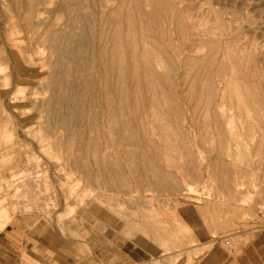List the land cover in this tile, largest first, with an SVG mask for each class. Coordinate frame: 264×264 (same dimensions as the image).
Masks as SVG:
<instances>
[{"label":"rangeland","instance_id":"1","mask_svg":"<svg viewBox=\"0 0 264 264\" xmlns=\"http://www.w3.org/2000/svg\"><path fill=\"white\" fill-rule=\"evenodd\" d=\"M106 1L86 0V29L64 0H0V236L26 264H264V0H144L157 21H136L140 49L166 85L133 108L114 93L132 142L108 122L100 71L61 86L70 61L50 48L60 27L96 36Z\"/></svg>","mask_w":264,"mask_h":264},{"label":"bare ground","instance_id":"2","mask_svg":"<svg viewBox=\"0 0 264 264\" xmlns=\"http://www.w3.org/2000/svg\"><path fill=\"white\" fill-rule=\"evenodd\" d=\"M48 4L49 3H53L55 0H47ZM65 2H62L59 5V8L57 10L58 11H65L70 7L71 10L73 11L72 13L76 15V19L79 22H81L86 29H92V25H95V23H93V21L88 19V12L86 10L87 5H86V0H64ZM88 1V0H87ZM159 1V0H158ZM113 3L112 0H107L106 1V5H104L103 7L106 9L109 7V5H111ZM155 3V1H154ZM161 3V1H160ZM46 4V3H45ZM158 4V3H157ZM5 5V4H4ZM47 5V4H46ZM160 5V4H159ZM154 6V5H153ZM46 7V6H45ZM102 7V8H103ZM115 8H113V10L111 11V13L107 16V18L104 19V24L99 25V26H95L97 29V33L96 36H94L93 34L87 36L83 35V33L81 35H78L75 33H72L69 31L68 28H66L64 26V28H58L59 30L57 32H54L53 37H52V41H54V43H51L50 48L54 50L55 53H60L61 51H63V54H61L60 56L62 57H66L69 61H70V65H68V67H66L65 70H62L60 72H57L56 74V78H58L59 83L61 84V86L63 85L65 87L66 84H68L69 86L72 85V82H68L67 81V77L68 75L71 73V71L73 73H79V74H84L86 71V66L89 64H93L94 69L96 70V68L98 69V71H100L99 73H101V79H100V85L105 87L104 88V106H106L107 109V114H108V122L111 124V127L113 128V130L115 129V133H116V129L117 131L118 128H121L122 123L124 126V134H122V138L126 139L127 141H133L134 137H136L135 131L136 128L133 127V129H131L132 127L130 126V124H128L126 119V115L124 114V118H120V116L117 113V110L114 107V103H115V94L117 93L119 95V92H122L124 94V98H120L118 100H120V102H122L123 104L129 105L131 102V104L133 105V99H132V93L135 94V96L137 95H142L141 93H143L144 91H148L149 88L151 90V87L147 88V90L143 89L144 87H146V84H149L148 86L152 85L154 86V88L157 86H159V84H163L166 82H163L160 79V77L158 76L161 75L160 73L162 72V63L158 60L157 64L155 65V67L151 64L150 62V58L149 55L147 53L146 50L140 49L141 45L142 46H147V44H149L151 41V38L149 39L148 37H146L147 35H143V33L145 32H141L142 34L139 35L137 34V29H136V21L139 20L140 24L141 23V18L143 15H147L150 16L148 17L149 19L153 20V24L156 23L157 20H155L153 13H149L144 11V8L146 7V2L144 0H119L118 3L116 4V6H114ZM57 8V7H56ZM69 8V9H70ZM101 8V9H102ZM103 8V9H104ZM53 9V8H51ZM146 10V9H145ZM150 11H153L150 10ZM51 12V11H50ZM53 12V11H52ZM51 12V13H52ZM61 12V13H62ZM93 13V12H92ZM54 14V12L52 13ZM90 15V14H89ZM71 17H73L72 15H70ZM146 16V17H147ZM70 18V17H69ZM68 18V20H69ZM94 18V17H93ZM147 18V19H148ZM92 19V18H91ZM146 19V18H145ZM148 19V20H149ZM157 19V18H156ZM73 20V21H74ZM143 20V19H142ZM171 20V19H170ZM151 21V20H150ZM182 21V20H181ZM180 21V22H181ZM71 22V21H70ZM147 22V21H146ZM172 22V21H171ZM179 22V23H180ZM68 23V22H67ZM74 23V22H73ZM152 23V21H151ZM174 23V22H173ZM182 23H184L182 21ZM3 24V23H2ZM98 24V23H97ZM100 24H101V20H100ZM181 24V23H180ZM185 24V23H184ZM67 25V24H66ZM171 25V24H170ZM179 25V24H178ZM182 25V24H181ZM63 26V25H62ZM109 26V27H108ZM146 25H144V29ZM158 26V24H157ZM237 26V25H236ZM35 27V26H34ZM138 27V26H137ZM142 27V26H141ZM148 27V26H147ZM171 27V26H170ZM183 29V26H181ZM159 28V27H157ZM168 28V25H167ZM28 30V29H27ZM77 30V29H76ZM85 30V29H84ZM143 30V29H142ZM146 30V29H145ZM144 30V31H145ZM159 30V29H158ZM74 31V30H73ZM79 31V30H77ZM150 31V30H149ZM148 31V32H149ZM175 32V31H174ZM184 32V31H183ZM78 33V32H77ZM168 33V31H167ZM166 33V34H167ZM172 33V32H171ZM77 35V36H76ZM143 35V36H142ZM148 35H150V33H148ZM164 35V34H163ZM183 35V34H182ZM158 36V35H157ZM157 36H155L157 38ZM165 36V35H164ZM3 37V36H2ZM151 37V36H149ZM154 37V38H155ZM171 37V36H170ZM173 37V35H172ZM171 37V38H172ZM153 38V37H152ZM165 39V37H162ZM175 38V37H174ZM159 41V39H157ZM161 40V39H160ZM173 40V38H172ZM154 41V40H153ZM46 43V41H44ZM48 42V41H47ZM174 42V40H173ZM203 42V41H202ZM156 43V42H155ZM175 43V42H174ZM157 44V43H156ZM160 44V43H159ZM165 44V43H164ZM163 44V45H164ZM173 44V43H172ZM26 45V44H25ZM169 45V42H168ZM94 46V47H93ZM30 47V46H29ZM165 47V45H164ZM168 47V46H167ZM170 47V46H169ZM17 48V47H16ZM94 48V52L92 53V49ZM166 48V47H165ZM18 49V48H17ZM123 49H125L126 53L123 52ZM157 49V48H156ZM22 50V49H21ZM163 50V49H162ZM167 50V48H166ZM52 51V50H51ZM161 52V50H159ZM171 51V50H170ZM53 52V51H52ZM21 52H19L20 54ZM169 53V51H168ZM153 55V54H152ZM172 55V54H171ZM154 56V55H153ZM165 56V55H164ZM169 56V55H168ZM25 57V56H24ZM158 57V56H157ZM167 57V56H165ZM27 58V57H26ZM31 58V56H30ZM66 58H64V60H66ZM162 58V57H161ZM58 59V58H57ZM156 59V58H155ZM23 60V59H22ZM27 60V59H26ZM52 60V58H51ZM169 60V59H167ZM166 60V62H167ZM67 61V60H66ZM154 61V60H153ZM152 61V62H153ZM58 63V62H57ZM69 63V62H68ZM171 63V61H170ZM177 64V62H175ZM60 64V63H59ZM58 64V65H59ZM168 65V64H167ZM41 66V65H40ZM55 66V65H54ZM179 66V65H178ZM64 69V68H63ZM158 70V71H157ZM50 71V70H49ZM157 72V73H156ZM171 72V71H169ZM44 73V72H43ZM174 73V72H173ZM163 74V73H162ZM170 74V73H169ZM208 74V73H207ZM206 74V75H207ZM222 74V72H221ZM171 75V74H170ZM206 75H204V78H207ZM163 76V75H162ZM210 76V75H209ZM165 77V75H164ZM168 77V76H166ZM219 77V75H218ZM46 78V77H45ZM55 78V77H54ZM85 78V77H84ZM169 80H172L170 77H168ZM209 78V77H208ZM207 78V79H208ZM212 78V77H211ZM162 79V77H161ZM164 79V78H163ZM85 80V79H84ZM94 80V79H93ZM99 80V79H98ZM167 80V79H166ZM174 80V79H173ZM168 81V80H167ZM213 83V80H209ZM86 82V81H85ZM98 82V81H97ZM169 82V81H168ZM204 82V81H203ZM217 82V81H216ZM99 83V82H98ZM159 83V84H158ZM175 83V82H173ZM172 83V84H173ZM206 83L207 80H206ZM57 84V83H56ZM75 84V83H74ZM170 84V83H169ZM166 85V84H165ZM164 85V86H165ZM168 85V84H167ZM99 86V85H98ZM164 86L159 87L163 88ZM170 86V85H168ZM203 86V84H202ZM175 87V86H174ZM209 87V86H208ZM98 88V87H97ZM153 88V89H154ZM166 88V87H165ZM170 88V87H169ZM207 87L205 86V89ZM106 89V90H105ZM171 89H173V87L171 86ZM170 89V90H171ZM204 88H201V90ZM208 89V88H207ZM206 89V91H207ZM61 90V89H60ZM149 90V91H150ZM163 91V89H161ZM169 90V89H168ZM174 90V89H173ZM200 90V91H201ZM160 91V90H159ZM156 88V92H159ZM166 90H164L165 92ZM83 94H88V88H83ZM162 92V93H164ZM167 93H170L168 91H166ZM177 92V91H176ZM212 92V91H211ZM214 92V91H213ZM146 93V92H145ZM144 93V94H145ZM148 95L150 92H147ZM121 94V93H120ZM151 96L153 97V95L157 94L154 92V94H152V90H151ZM172 94V93H171ZM177 94V93H175ZM174 94V95H175ZM201 94V93H200ZM93 95V94H92ZM162 95V94H161ZM131 96V97H130ZM144 96V95H143ZM143 96L141 97L143 100L145 99V97L143 98ZM150 96V97H151ZM160 96V95H159ZM169 96V95H168ZM1 97V96H0ZM102 97V96H101ZM140 97V96H139ZM147 97V96H146ZM149 97V98H150ZM167 97V96H166ZM94 98V97H92ZM119 98V97H117ZM135 98V97H134ZM138 98V96H137ZM155 98V97H153ZM170 98V97H169ZM95 99V98H94ZM98 99V98H97ZM141 99V100H142ZM158 99V98H157ZM1 100V99H0ZM155 100V99H154ZM47 101V100H46ZM99 101V100H98ZM149 102L153 100H148ZM157 101V100H156ZM154 101V102H156ZM170 101V100H169ZM174 101V100H173ZM62 102V101H61ZM60 102V103H61ZM71 102V101H70ZM101 102V101H99ZM117 102V101H116ZM141 102V101H138ZM144 102V101H143ZM143 102L141 103L143 106ZM147 102V100H146ZM6 103V102H5ZM47 103V102H46ZM91 103V102H90ZM148 103V102H147ZM151 103V102H150ZM151 103V105H152ZM171 103V102H170ZM62 104V103H61ZM117 104V103H116ZM123 104L121 105L123 107ZM140 104V103H139ZM1 105V104H0ZM70 105V104H69ZM91 105V104H90ZM151 105H149L151 107ZM163 105V104H162ZM131 106V105H129ZM128 106V107H129ZM134 106V105H133ZM137 106V105H136ZM156 106V105H155ZM164 106V105H163ZM74 108H72V111L75 113L74 117V123H79L85 119L86 117V109H85V105L84 103H82L79 99L76 100L74 102ZM99 107V106H97ZM132 107V106H131ZM139 107V106H137ZM141 107V106H140ZM154 107V106H153ZM175 107V106H174ZM180 107V106H179ZM2 108V107H1ZM3 108H5L3 106ZM65 107L61 106L60 107V111L62 112V110H64ZM67 108V107H66ZM120 108V107H118ZM133 108V107H132ZM131 108V109H132ZM158 108V106H157ZM160 108V107H159ZM158 108V109H159ZM126 109V108H124ZM130 109V108H128ZM130 109V110H131ZM142 109V107H141ZM151 109V108H150ZM153 109V108H152ZM164 109V108H163ZM6 110V109H5ZM3 110V111H5ZM70 110V109H68ZM103 110V109H102ZM127 110V109H126ZM145 110V109H144ZM143 109L141 111H144ZM176 110H178L176 108ZM175 110V111H176ZM46 111V110H45ZM95 111V110H94ZM134 113H137L138 111L135 112V109L133 110ZM139 111V112H141ZM152 111V110H151ZM44 112V111H43ZM120 112H122L120 110ZM128 112V110H127ZM132 112V111H131ZM129 112V113H131ZM138 112V113H139ZM46 113V112H45ZM132 112L133 115L134 114ZM142 113V112H141ZM144 113V112H143ZM142 113V115H143ZM161 113V112H160ZM73 114V113H72ZM93 114V113H92ZM131 114V115H132ZM62 115V114H61ZM129 115V114H128ZM171 115V114H170ZM130 116V115H129ZM180 116V114H179ZM60 117V121L62 122L64 119ZM91 117V116H90ZM122 117V116H121ZM140 117V116H139ZM221 117V116H220ZM134 118V117H132ZM173 118V117H172ZM69 119V118H68ZM135 119V118H134ZM142 119V118H141ZM98 120V119H97ZM72 121V120H71ZM84 121V120H83ZM133 121V120H132ZM138 121V119L136 120ZM132 123H136V122H132ZM48 124V123H47ZM51 126V125H50ZM64 126V125H63ZM138 127V126H136ZM140 127V126H139ZM52 128V127H51ZM123 129V128H122ZM141 129V128H140ZM148 130V129H147ZM139 131V129H138ZM137 132V131H136ZM118 133V132H117ZM116 133V134H117ZM141 134V133H140ZM145 134V133H144ZM117 135H120V133H118ZM139 135V134H138ZM143 135V134H142ZM145 137V136H144ZM146 138V137H145ZM142 139V138H141ZM125 141V140H124ZM126 141V142H127ZM129 143V142H128ZM137 143V142H136ZM140 146V145H137ZM140 148V147H139ZM136 149V148H135ZM145 149V148H144ZM142 150V149H141ZM142 152V151H141ZM139 152V153H141ZM144 152V151H143ZM128 153V152H126ZM135 153V152H134ZM137 153V150H136ZM138 153V154H139ZM142 154V153H141ZM136 155V154H135ZM140 155V154H139ZM127 156V155H126ZM134 156V155H133ZM137 156V155H136ZM128 157V156H127ZM130 160V159H129ZM113 162V161H112ZM147 164V163H145ZM149 166V164H148Z\"/></svg>","mask_w":264,"mask_h":264},{"label":"crops","instance_id":"3","mask_svg":"<svg viewBox=\"0 0 264 264\" xmlns=\"http://www.w3.org/2000/svg\"><path fill=\"white\" fill-rule=\"evenodd\" d=\"M9 222L10 218L6 223V226ZM5 228L6 227H4L1 231H3ZM156 228H158V230H161L162 227H159L157 223ZM1 235L3 236H0V264H26L24 261L25 248L18 245L19 243L17 239L13 238L14 236L12 235V233ZM28 252L27 256L32 257V255Z\"/></svg>","mask_w":264,"mask_h":264},{"label":"built area","instance_id":"4","mask_svg":"<svg viewBox=\"0 0 264 264\" xmlns=\"http://www.w3.org/2000/svg\"><path fill=\"white\" fill-rule=\"evenodd\" d=\"M225 243H226V245H228V246H229L231 242H230L229 240H226V242H225Z\"/></svg>","mask_w":264,"mask_h":264}]
</instances>
